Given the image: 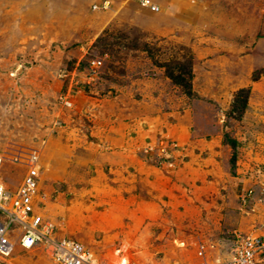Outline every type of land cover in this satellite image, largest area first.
Segmentation results:
<instances>
[{"label": "rangeland", "instance_id": "rangeland-1", "mask_svg": "<svg viewBox=\"0 0 264 264\" xmlns=\"http://www.w3.org/2000/svg\"><path fill=\"white\" fill-rule=\"evenodd\" d=\"M104 1L0 0L1 174L40 163L45 218L102 264L223 256L264 223V0Z\"/></svg>", "mask_w": 264, "mask_h": 264}, {"label": "built area", "instance_id": "built-area-1", "mask_svg": "<svg viewBox=\"0 0 264 264\" xmlns=\"http://www.w3.org/2000/svg\"><path fill=\"white\" fill-rule=\"evenodd\" d=\"M140 3L152 11L160 10L152 0H140ZM109 5L110 2L105 0L93 7L107 9ZM3 161L0 155V264H6L17 242L25 250L51 247L50 255L55 264H102L84 243L67 236L58 237L54 224L45 218L37 202L42 165L33 162L20 186L13 191L1 174ZM247 196L249 192L243 198ZM200 254L205 255L204 249ZM223 254L202 264H257L264 261V223L260 232H234Z\"/></svg>", "mask_w": 264, "mask_h": 264}, {"label": "trees", "instance_id": "trees-1", "mask_svg": "<svg viewBox=\"0 0 264 264\" xmlns=\"http://www.w3.org/2000/svg\"><path fill=\"white\" fill-rule=\"evenodd\" d=\"M191 74L188 73V74H175L174 72L171 73V77L173 78V80L183 86L185 92L189 95H192L193 94V90H192V87H191V84L190 82L188 81V79L190 78ZM246 91L245 90H241L239 92V98L245 93ZM245 97H247V95H245ZM226 139L227 141L231 144V146L236 149L237 148V145H238V141L234 138H230L228 134H226Z\"/></svg>", "mask_w": 264, "mask_h": 264}]
</instances>
